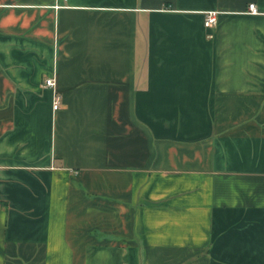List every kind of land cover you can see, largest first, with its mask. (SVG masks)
<instances>
[{
	"label": "crops",
	"instance_id": "1",
	"mask_svg": "<svg viewBox=\"0 0 264 264\" xmlns=\"http://www.w3.org/2000/svg\"><path fill=\"white\" fill-rule=\"evenodd\" d=\"M0 264H264V0H0Z\"/></svg>",
	"mask_w": 264,
	"mask_h": 264
},
{
	"label": "built area",
	"instance_id": "2",
	"mask_svg": "<svg viewBox=\"0 0 264 264\" xmlns=\"http://www.w3.org/2000/svg\"><path fill=\"white\" fill-rule=\"evenodd\" d=\"M248 11L252 14H256V10L254 8V4H249L248 5ZM217 23V13L215 11H208L204 14V20H203V26L206 29H212ZM44 85L52 90H54L55 88V79L54 77H50L45 79L44 81ZM60 101V97L54 93L53 95V105L52 108L53 109H57L58 108V104Z\"/></svg>",
	"mask_w": 264,
	"mask_h": 264
}]
</instances>
